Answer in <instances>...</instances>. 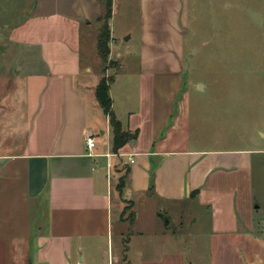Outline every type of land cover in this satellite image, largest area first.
<instances>
[{"label": "crops", "instance_id": "0c3cea01", "mask_svg": "<svg viewBox=\"0 0 264 264\" xmlns=\"http://www.w3.org/2000/svg\"><path fill=\"white\" fill-rule=\"evenodd\" d=\"M234 6L242 9L239 0ZM251 6L244 4L242 21L260 27L264 13ZM231 7V0H139L132 53L118 48L112 10L109 57L119 68L108 93L122 129L136 134L115 152L95 97L97 38L88 50L97 53L99 77L82 39L84 29L99 25V0H0V191L10 185L21 198L12 204L18 215L0 213V264H131L128 240L122 246L113 237L115 222L135 223V196L172 204L174 213L188 210L192 233H205L204 264H264V216L259 221L252 204L264 134L223 133L224 116L212 113L229 109L209 101L205 114L200 95L207 86L184 77L189 26L196 33L232 30ZM130 12L122 10L120 21ZM134 264L190 263L184 248L174 247Z\"/></svg>", "mask_w": 264, "mask_h": 264}, {"label": "rangeland", "instance_id": "374dc122", "mask_svg": "<svg viewBox=\"0 0 264 264\" xmlns=\"http://www.w3.org/2000/svg\"><path fill=\"white\" fill-rule=\"evenodd\" d=\"M231 1L232 7L230 11L226 10V18L228 19V15H231L232 30L219 31L217 28L215 31L196 33L192 31V25L187 29L184 39V50L187 56L184 73L185 82L197 83V88L199 84L207 86L204 95H200V101L205 105V114L208 113L209 101L212 105L215 102L217 106L224 105L229 109V112L224 115L221 111L212 113L218 119L224 116L223 133L242 138L255 136L261 140L260 135L261 133L264 134V19L263 25L260 27L252 23L245 26L242 21L244 16L242 10L244 4L249 3L253 9H262L264 13V3L261 5L260 0H239L242 9L237 10L234 6L235 0ZM99 4L102 10L100 0ZM112 10L117 11L114 27L115 33H118V35L115 34L118 37V48L124 52L135 51L138 46V28L136 25L137 18L136 15L132 14V10H139V0H113ZM122 10H131L127 22L120 21ZM209 14L213 18H218V8ZM99 25L94 22L82 32L84 55L90 57L92 74H95V77H99V63H95V58L96 60L99 59L97 55H94L97 53L91 54L88 47L92 37L97 38ZM192 55H194L193 58ZM132 57L129 54L126 55L127 59H125L129 61L130 68L133 66L130 63ZM116 62L110 57L105 64L101 62L100 77L112 76L115 73ZM217 71H225L230 76L212 78L210 74ZM204 126V129L208 128L207 123H204ZM211 127L214 132L222 130L220 127ZM1 163L2 160H0ZM256 180L259 181H257L258 187L252 204L257 207L254 209V214L261 221L264 216V169ZM6 188L5 191H0V213L5 210L7 214L18 215L20 208H13L12 204L15 201L19 202L21 198L13 196L15 191L12 186L8 185ZM133 199L136 204L130 211L135 213V223L115 222L113 237L114 243H121L122 246L128 243L130 246L128 260L131 264H134L139 257H147L157 254L164 248L174 247L184 248L187 262L190 264L205 263L207 252L205 233H192L187 223L188 210L182 206V213H174L172 210L176 207L172 204H162V202L148 198L140 203L138 196ZM127 209V207L126 210L124 209L125 216L130 213ZM38 214L41 217L44 216L42 210ZM29 215L31 218H35L37 212ZM118 215L117 208L115 211L117 219ZM167 217L170 218L169 223H166ZM261 223L264 226V222Z\"/></svg>", "mask_w": 264, "mask_h": 264}, {"label": "trees", "instance_id": "16d2710c", "mask_svg": "<svg viewBox=\"0 0 264 264\" xmlns=\"http://www.w3.org/2000/svg\"><path fill=\"white\" fill-rule=\"evenodd\" d=\"M102 5V13L98 18V22L100 23L98 27L97 33V53L101 59L102 64L107 62L109 57V43L111 41L110 30H109V20L111 18L112 13V1L111 0H100ZM119 64L116 62L115 64V72L118 70ZM115 74V73H114ZM114 74L108 78L105 76H101L97 85L95 86V97L102 108L105 115H107L109 119V125L112 134V148L113 151H117L120 147H122L129 139L134 138L136 134L124 131L121 127V122L117 118V115L112 110V100L109 96V85L113 81ZM125 175H122L119 178V183L117 185L118 190H121L124 185ZM127 218L133 219V214L129 213ZM126 246H124L123 251V261H125V253Z\"/></svg>", "mask_w": 264, "mask_h": 264}, {"label": "built area", "instance_id": "2783aa9c", "mask_svg": "<svg viewBox=\"0 0 264 264\" xmlns=\"http://www.w3.org/2000/svg\"><path fill=\"white\" fill-rule=\"evenodd\" d=\"M85 142H86V146L89 150H91L92 148H94L95 146V141L94 138L91 135H87L85 138ZM264 220V218H263Z\"/></svg>", "mask_w": 264, "mask_h": 264}, {"label": "water", "instance_id": "95a60500", "mask_svg": "<svg viewBox=\"0 0 264 264\" xmlns=\"http://www.w3.org/2000/svg\"><path fill=\"white\" fill-rule=\"evenodd\" d=\"M252 18H254V16H252ZM166 222H167V219H166Z\"/></svg>", "mask_w": 264, "mask_h": 264}]
</instances>
